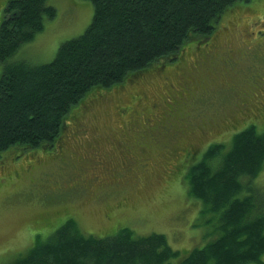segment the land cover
<instances>
[{
    "label": "rangeland",
    "instance_id": "1",
    "mask_svg": "<svg viewBox=\"0 0 264 264\" xmlns=\"http://www.w3.org/2000/svg\"><path fill=\"white\" fill-rule=\"evenodd\" d=\"M6 2L0 0L1 20ZM47 4L56 8L57 16L46 20L44 30L13 60L50 63L59 47L82 35L92 21L94 6L88 0ZM211 38L192 39L177 54L191 56L190 73L176 58L180 74H171L164 83L157 73L174 61H161L125 85L86 99L70 115L56 148L3 155L0 264L25 254L37 235L45 240L71 218L84 233L96 237L112 236L123 228L137 235L164 234L180 252L173 263L217 237L215 227L208 225L212 215L201 212L202 202L189 194L187 168L173 170L195 163L214 142L225 143L228 151L233 136L250 125L264 132V0L229 9ZM2 71L0 62V78ZM166 104H172L174 112ZM229 113L237 119L233 124ZM160 121L168 125L165 135L156 132ZM138 132L156 135L158 142L138 138L143 145L130 146L129 138ZM188 139L198 154L184 161L188 154L179 152ZM122 142L124 147L118 146ZM139 153L148 154L151 163L145 158L139 163ZM250 183L254 215L264 214V166Z\"/></svg>",
    "mask_w": 264,
    "mask_h": 264
},
{
    "label": "trees",
    "instance_id": "2",
    "mask_svg": "<svg viewBox=\"0 0 264 264\" xmlns=\"http://www.w3.org/2000/svg\"><path fill=\"white\" fill-rule=\"evenodd\" d=\"M88 1L94 6L90 25L82 35L64 42L53 61L42 65L13 57L44 30L46 20L57 16L56 8L48 0L6 2L0 19L1 161L5 153L17 157L30 149L56 148L70 115L86 99L125 85L161 61H174L192 39L213 36L229 9L252 0ZM172 63L169 68L162 64L161 74L157 73L164 83L168 78L163 75L176 73L178 66ZM166 108L174 112L172 104ZM227 116L233 121L230 113ZM156 126V132L165 135L167 125L160 121ZM149 134L144 132V138L154 143L156 135ZM231 144L227 151L225 143L214 142L195 163L173 170L187 168L189 194L202 202L201 212L212 215L208 225L217 234L188 251L180 263H173L180 252L164 234L137 235L123 228L115 235L96 237L84 233L71 218L45 240L37 235L34 245L9 264H264V214L254 215L255 197L250 194V182L264 166V132L250 125L236 133ZM118 146L124 147L123 142ZM139 154V163L143 158L151 163L148 154ZM243 177H249L248 183Z\"/></svg>",
    "mask_w": 264,
    "mask_h": 264
},
{
    "label": "flooded vegetation",
    "instance_id": "3",
    "mask_svg": "<svg viewBox=\"0 0 264 264\" xmlns=\"http://www.w3.org/2000/svg\"><path fill=\"white\" fill-rule=\"evenodd\" d=\"M212 37V36H211ZM210 37V38H211ZM210 38H207V39H210ZM206 39V40H207ZM211 39H213V38H211ZM210 43V42H209ZM213 44V43H212ZM209 51L207 50L205 53H208ZM202 53V52H201ZM187 55V54H186ZM187 59L185 58V57H182L181 56V54H179V55H176L175 56V59H176V61H181V64H182V67H183V69L184 68H186L187 70H188V73H190V71H191V68H192V61H193V59L191 58V56H189V55H187ZM163 71H164V69H163ZM179 70L176 68V70H175V74H180L179 72H178ZM184 71V70H183ZM182 74H184V72L182 73ZM193 75V72H192V74H190V76H192ZM184 77V76H183ZM164 78H168V77H164ZM234 120H236V119H234L233 118V121ZM231 122L232 124H233V121L231 120V118H230V120H228V122ZM168 127V125L166 126V128ZM168 129V128H167ZM138 138H141V139H145L144 138V135H141V134H138V137L137 138H135L134 140L132 139V143L130 144V146H134V147H141L142 145H143V142L141 141V139H138ZM195 143L194 142H191L189 139L187 140V142H184V144L183 145H181V151L179 152L180 154H181V156H184V154L183 153H187L188 154V157H187V159H185V157H184V161H188L189 159H190V157H191V159H193V157L195 158V156L198 154L197 153V151H196V147H195V145H194ZM143 149H144V147H143Z\"/></svg>",
    "mask_w": 264,
    "mask_h": 264
}]
</instances>
